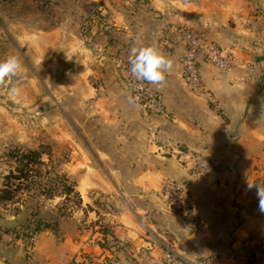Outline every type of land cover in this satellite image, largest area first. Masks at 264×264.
Here are the masks:
<instances>
[{
	"label": "crops",
	"instance_id": "obj_1",
	"mask_svg": "<svg viewBox=\"0 0 264 264\" xmlns=\"http://www.w3.org/2000/svg\"><path fill=\"white\" fill-rule=\"evenodd\" d=\"M103 1L113 13L110 23L122 30V40L93 27V40L100 43H88L89 47L87 38L70 36L71 28L76 29L62 22L38 38L43 57L51 50L56 52V62L71 54L80 61L78 71L58 79L55 94L62 101L78 97L70 109L87 111L89 117L96 110L100 113L96 122L106 124L107 120L122 129L113 142L115 152L88 148L78 157L91 163L86 164L84 175H102L87 190L110 193L114 208L104 213L105 218L100 219L102 215L93 209L87 213L91 222L104 221L110 229L111 247L96 243L99 232L94 230L93 238L84 241L66 235L59 238L53 229L44 228L31 239L34 252L44 256L45 264H168L165 246L171 245L190 257H208L211 264H264V213L258 209L255 189H246L248 179L264 181V0ZM172 23L191 27L232 54L234 63L228 70L201 60L211 99L187 86L179 61L183 48L165 38ZM108 38L114 39L108 42ZM114 43L122 46L127 58L132 47L151 44L172 59L166 82L151 84L164 98L165 114L145 111L119 72L107 64L110 58L105 54ZM85 50L87 59L82 58ZM189 151L228 163L235 172L224 181L195 177L181 160V154ZM95 159H109L107 163L117 166L96 165ZM60 172L83 195L78 181L64 169ZM165 178L192 191L206 224L204 231L192 233L180 215L165 208L158 194Z\"/></svg>",
	"mask_w": 264,
	"mask_h": 264
},
{
	"label": "rangeland",
	"instance_id": "obj_2",
	"mask_svg": "<svg viewBox=\"0 0 264 264\" xmlns=\"http://www.w3.org/2000/svg\"><path fill=\"white\" fill-rule=\"evenodd\" d=\"M112 15L111 9L103 0H0V60L14 54L19 57L22 65L21 70L15 76L0 84V188L4 175L15 166L14 160L8 155L11 149L28 150L43 146V149L49 152L44 155L47 164L43 170L49 171L45 176L64 169L72 179L78 181L83 191V200L87 204L83 203L81 207H74L71 212L70 208H67L65 209L66 215L60 216L56 206L62 204L63 196L45 199L43 196L33 198L24 194L27 196L28 205L32 207L36 205L38 210L45 215L51 210L54 211L58 220L51 229L57 237L61 238L66 235L73 239L89 241L96 232H99L94 238L98 244L99 235H102L100 241H104L100 229L107 225L104 221L95 224L91 222V214L86 213L84 209L90 205L89 207L102 215L100 219H103L106 217L104 213L112 211L114 207L109 200L110 193L97 189L87 190L88 185L100 181L102 175L100 177L93 174L84 175L86 164L91 163L87 159H78L79 152L89 149L98 151L97 149L100 148L115 152L116 147L113 142L119 139L122 129L107 120L106 124L96 122L100 116L96 110L89 117L87 111L82 112L77 108L70 109L72 103L77 102L78 97H64L63 102L55 94L58 79L66 73L78 71L80 61L71 54L61 57L56 62V52L51 50L47 53V57H43L39 50L38 37L42 31L52 30L56 28L53 26L62 22L76 29L75 33L71 28L70 36L77 34L81 38H87L85 40L87 45L96 41L92 37L93 27L101 31L105 30L108 34L115 33L118 39L122 40V30L114 29L110 23ZM12 23L20 27H13ZM25 24L31 27H21ZM71 31L69 29L66 34L68 35ZM111 39L114 38H108V42ZM96 43L100 42L96 41ZM114 45V48L105 54L109 56L108 58L123 55L122 46L118 47L117 43ZM88 52L85 50L82 58L87 59ZM179 61L181 63V58ZM109 62L110 59L107 61L110 65ZM69 68L71 70L67 72ZM128 92L131 93L129 90ZM144 110L146 111L145 108ZM106 161L111 162L109 159ZM106 161L93 160L96 165L100 162L105 163L107 168L117 166V163ZM198 178L206 180L209 177ZM25 206L26 203L8 202L0 207V262L45 264L44 256L38 250L34 252L31 239L21 234L23 233L22 225L25 223L23 216ZM19 207L21 211L17 210ZM14 227L17 228L19 235L15 231H5V228ZM110 243H112L111 239L105 247L110 248ZM120 248L122 249V246L116 249L120 251ZM114 258L115 256L111 259Z\"/></svg>",
	"mask_w": 264,
	"mask_h": 264
},
{
	"label": "built area",
	"instance_id": "obj_3",
	"mask_svg": "<svg viewBox=\"0 0 264 264\" xmlns=\"http://www.w3.org/2000/svg\"><path fill=\"white\" fill-rule=\"evenodd\" d=\"M165 38L170 43L183 48L180 65L189 89L211 99L212 91L203 80L201 60L205 59L220 70H228L234 63L232 54L183 23H172L168 26ZM110 63L119 72L126 88L146 111L154 115L166 113L163 96L151 84L138 82L131 75L129 58L123 55L113 56L110 57ZM181 160L197 177L213 176L215 181H224L229 174L235 172L232 166L198 152H184L181 154ZM158 194L165 208L180 215L192 233L206 229L195 197L187 186L176 180L165 178L159 184ZM164 258L168 264H211L208 257H190L181 254L171 245L165 246Z\"/></svg>",
	"mask_w": 264,
	"mask_h": 264
},
{
	"label": "trees",
	"instance_id": "obj_4",
	"mask_svg": "<svg viewBox=\"0 0 264 264\" xmlns=\"http://www.w3.org/2000/svg\"><path fill=\"white\" fill-rule=\"evenodd\" d=\"M49 154L43 149V146L35 149L22 150L21 148L11 149L9 156L14 160L15 166L4 175L2 187L0 188V207L5 206L8 202L25 204L23 212L25 223L22 225L25 238L32 239L44 228H51L57 222V215L53 210L42 213L36 205H28L27 196L37 198L43 196L45 199H55L57 196H63L62 204L56 206L60 216L66 215L67 208L70 212L74 207H81L83 198L81 193L76 189L74 182L64 173L54 171L47 174L43 167L47 164L44 155ZM83 208V207H82ZM85 208V207H84ZM83 208V209H84ZM91 207L84 209L91 210ZM21 211L20 207L17 209ZM68 213V212H67ZM54 218V219H51ZM6 232L15 231L17 228H5ZM103 240L99 241L101 246H105L110 241L109 236L113 235L108 227H101ZM20 233L18 232L17 235Z\"/></svg>",
	"mask_w": 264,
	"mask_h": 264
},
{
	"label": "clouds",
	"instance_id": "obj_5",
	"mask_svg": "<svg viewBox=\"0 0 264 264\" xmlns=\"http://www.w3.org/2000/svg\"><path fill=\"white\" fill-rule=\"evenodd\" d=\"M130 73L138 82H147L153 85H163L166 74L173 68V61L155 45L132 47L129 54ZM22 68L20 59L14 54L0 60V84L6 79L15 76ZM246 189L252 191L258 199V209L264 213V181H247Z\"/></svg>",
	"mask_w": 264,
	"mask_h": 264
}]
</instances>
